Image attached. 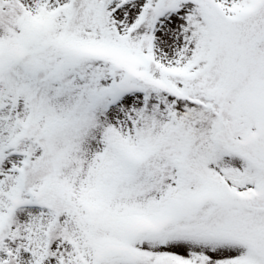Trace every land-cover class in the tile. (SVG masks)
<instances>
[{
    "label": "snow or ice",
    "instance_id": "6c2138e0",
    "mask_svg": "<svg viewBox=\"0 0 264 264\" xmlns=\"http://www.w3.org/2000/svg\"><path fill=\"white\" fill-rule=\"evenodd\" d=\"M0 264H264V0H0Z\"/></svg>",
    "mask_w": 264,
    "mask_h": 264
}]
</instances>
